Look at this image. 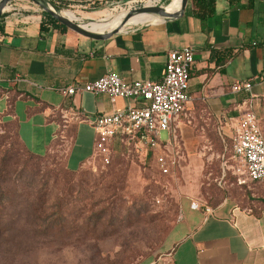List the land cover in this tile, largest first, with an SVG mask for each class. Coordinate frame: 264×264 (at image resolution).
<instances>
[{
  "label": "crops",
  "instance_id": "1",
  "mask_svg": "<svg viewBox=\"0 0 264 264\" xmlns=\"http://www.w3.org/2000/svg\"><path fill=\"white\" fill-rule=\"evenodd\" d=\"M15 1L0 15V121L17 122L20 139L43 155L54 143L62 119L74 121L66 162L73 170L94 157L93 118L125 108L129 101L106 92L66 96L60 91L65 85L91 81L111 70L126 81L158 80L168 52L190 45V99L175 121L177 134L186 130L188 112L201 106L229 136L244 100L251 97L258 113L264 99V0H215V12L206 19L197 16L188 0L179 15L127 23L103 39L57 28L45 21V9L36 2L10 7ZM120 24L89 29L107 31ZM245 78L254 81L252 89L234 92L232 84ZM192 197L180 201L181 217L166 238V253L137 264H264V198L254 200L253 206L226 198L212 205L213 212L205 217L190 206Z\"/></svg>",
  "mask_w": 264,
  "mask_h": 264
},
{
  "label": "rangeland",
  "instance_id": "2",
  "mask_svg": "<svg viewBox=\"0 0 264 264\" xmlns=\"http://www.w3.org/2000/svg\"><path fill=\"white\" fill-rule=\"evenodd\" d=\"M123 1L127 0L55 3L63 10H72L74 20L83 24L127 15L130 5L141 3ZM14 3L10 7L35 2ZM149 15L152 13L133 14L135 18ZM258 115L264 133V99L259 103ZM185 121L186 130L178 133L166 149L178 158L169 173L160 171L151 151L123 144L119 139L113 143L112 161L94 154L73 172L66 162L74 121L62 119L58 135L43 159L23 149L14 123L0 121V162L5 150L18 161L11 169L18 192L24 194L23 198L31 194L39 199L44 194L52 219L58 217L57 211L64 216L61 227L49 234L22 227L6 232L0 238V264H137L142 259L157 260L166 253L165 241L180 219L184 197L190 195L208 205L229 198L240 206H253L254 200L264 198V180L251 181L237 170L228 139L223 140L219 132L221 122L208 109L195 108ZM162 138H167L166 132ZM24 219L25 213L19 217V224Z\"/></svg>",
  "mask_w": 264,
  "mask_h": 264
},
{
  "label": "built area",
  "instance_id": "3",
  "mask_svg": "<svg viewBox=\"0 0 264 264\" xmlns=\"http://www.w3.org/2000/svg\"><path fill=\"white\" fill-rule=\"evenodd\" d=\"M140 4L155 0H129ZM130 9L137 7L130 5ZM128 9V10H130ZM194 48L190 45L174 48L168 52L163 77L158 80L137 78L126 81L117 71H107L96 79L84 83H72L60 88L66 96L81 91L93 94L108 93L113 99H128L125 108L97 114L95 127V154L104 161H112V147L115 139L123 144H135L147 149L155 156L161 172L169 173L178 158L169 155L166 149L176 137L175 121L184 113L190 95V67L193 62ZM254 85L252 79L236 81L232 84L234 92L250 91ZM250 97L244 100L235 122L230 123L229 136L219 128L222 139H228L231 157L237 163V170L251 181L264 180V133L261 117L254 108ZM167 138L163 139V133ZM190 206L200 210L205 217L213 212V206L193 200ZM181 217V213H180Z\"/></svg>",
  "mask_w": 264,
  "mask_h": 264
},
{
  "label": "trees",
  "instance_id": "4",
  "mask_svg": "<svg viewBox=\"0 0 264 264\" xmlns=\"http://www.w3.org/2000/svg\"><path fill=\"white\" fill-rule=\"evenodd\" d=\"M123 1L125 4L128 2ZM197 16L201 19H206L207 16L212 15L215 12V0H191ZM236 2L239 0H230ZM53 3L56 0H52ZM180 2V1H179ZM56 4V3H55ZM57 5V4H56ZM60 5V4H59ZM45 21H49L55 27L60 29H68L69 26L61 22L59 19L54 18L51 13L45 10ZM13 101V99H12ZM12 122V121H10ZM15 124V132L20 140L23 149L30 155L43 159L45 156L42 154L31 151L25 143L20 139L18 133L17 122ZM0 162V238L5 235L9 230L13 231L16 228H32L38 233L49 234L57 226L61 227L64 219L62 211L56 212L57 218L52 219V212H49L46 207V201L48 200L44 194L39 196V199L27 194L26 198L18 192L15 181L11 178V169L14 164L18 161L13 160L11 155L5 150L1 156ZM70 171L76 172L75 170L67 167ZM25 200L27 202H25ZM12 211V214L10 213ZM25 213V219L22 224H19V217L21 218ZM10 214V217H8Z\"/></svg>",
  "mask_w": 264,
  "mask_h": 264
},
{
  "label": "water",
  "instance_id": "5",
  "mask_svg": "<svg viewBox=\"0 0 264 264\" xmlns=\"http://www.w3.org/2000/svg\"><path fill=\"white\" fill-rule=\"evenodd\" d=\"M11 1L13 0H0V15L4 14L7 11V6ZM32 1L36 2L37 4L42 6L45 10L49 11L54 18H56L57 20L59 19L61 22L68 25L69 28L76 30L77 32L85 35L88 38L103 39L112 35L115 32H118L123 27H125L128 20L132 17L133 14H136L137 12H149L152 14L159 15L162 19H169L170 17L179 15L181 12H183L188 0H180L179 7L176 10H171L169 4L167 5L143 4L138 7H134L128 10V14L125 15V18H123L122 23L119 26L114 27L107 31H96V30L93 31L87 28V26H84L79 21L74 20L68 17L67 15H65L63 9L60 8L58 4L56 5L55 3H53L51 0H32Z\"/></svg>",
  "mask_w": 264,
  "mask_h": 264
},
{
  "label": "bare ground",
  "instance_id": "6",
  "mask_svg": "<svg viewBox=\"0 0 264 264\" xmlns=\"http://www.w3.org/2000/svg\"><path fill=\"white\" fill-rule=\"evenodd\" d=\"M180 0H171V2L169 3V7L170 9L175 6V4H178ZM63 12L65 13V15H67L68 17L75 19V13L70 10V9H65L63 10ZM157 17H160L159 15L153 14L152 16H149L147 18H135V16L132 15V17L128 20V24H132V23H142V22H146L148 20H153ZM123 18H125V15H114V16H108V17H103V18H99V19H95L93 21L87 22V23H83L84 26H87V28H91L92 26H99L105 29H109L111 27H113V25H117L118 23H122Z\"/></svg>",
  "mask_w": 264,
  "mask_h": 264
}]
</instances>
